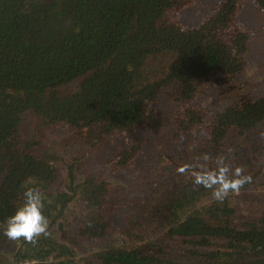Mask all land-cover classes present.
I'll return each mask as SVG.
<instances>
[{
  "label": "trees",
  "instance_id": "trees-1",
  "mask_svg": "<svg viewBox=\"0 0 264 264\" xmlns=\"http://www.w3.org/2000/svg\"><path fill=\"white\" fill-rule=\"evenodd\" d=\"M185 1L0 0V225L22 203V185L40 188L43 212L50 221V235L41 236L35 245L8 240L0 227V245L10 246L18 264H55L50 258L56 264H73L83 242L96 245L86 261L97 264H176L172 258L158 256L162 246L156 241L161 234L196 246L217 245L207 252L189 250L195 256L193 264H264V209L254 218L235 223L226 201L211 200L202 214L194 208L195 202L211 191L194 187L191 179L181 175L182 183L192 190L182 185L164 190L154 198L149 220L136 217L130 209L122 225L116 226L118 222L103 211L105 203L122 208L138 202L118 198L103 181L89 176L75 184L71 164V184L50 193L48 188L57 179L55 157L35 155L31 143L19 134L22 116L28 111L45 125L67 124L86 129L89 136L95 130L99 136L130 130L153 120L148 102L165 87L176 85L179 98L189 100L202 79L235 74L241 66L238 55L248 39L246 33L228 29L237 0H224L199 26L182 28L167 17V11ZM257 1L264 8V0ZM161 53L171 54L172 59L162 77L150 80L144 65ZM73 81L76 86L71 91L60 90ZM204 117L196 107L186 126H205ZM263 121L264 94L240 97L207 123L209 143L213 148L226 143L238 147L233 140L223 144L230 129L246 134ZM184 123L180 118L179 125ZM136 146L119 152L121 165ZM196 158L185 157L175 168L195 163ZM174 162L170 157L163 168H171ZM261 169L245 171L252 183ZM81 190L85 214L79 218L83 223L79 222L75 235L55 234L53 225L62 229L64 208Z\"/></svg>",
  "mask_w": 264,
  "mask_h": 264
},
{
  "label": "rangeland",
  "instance_id": "rangeland-1",
  "mask_svg": "<svg viewBox=\"0 0 264 264\" xmlns=\"http://www.w3.org/2000/svg\"><path fill=\"white\" fill-rule=\"evenodd\" d=\"M223 1L186 0L180 7L168 10L167 17L182 28L196 27L214 14ZM228 29L248 35L246 48L238 55L240 69L233 75L220 73L218 76L210 75L202 79L196 85L195 96L189 100L179 98L176 85L165 87L159 97L148 102V109L154 116L153 120L142 121L130 130L114 131L101 136L95 130L89 136L86 129L70 127L67 124L45 125L33 112H25L19 125L20 136L31 143V150L35 155L41 157L49 153L57 161L55 165L48 158L57 167V179L48 188L49 192L66 190L71 184L69 178L71 167L68 166L71 164L75 184L82 183V180L89 176L103 181L118 198L125 197L128 202H138L122 208L108 201L105 203L103 211L108 212L114 223L118 222L116 226H120L123 223V216L130 209L136 212V217L142 218L143 221L149 220L152 217L154 205L152 202L164 190L170 191L172 187L181 185L192 190L182 183L181 175H178L175 168L177 163L185 160V157L196 158L207 153L214 158L223 154L228 157L233 168L239 165L243 166L245 171L251 169L255 173L259 168H264V121L246 134L238 135L236 129L231 128L223 144L233 140L238 147L226 143L220 148H213L209 143L207 123L218 112L238 101L240 97L254 98L264 94V8L257 0H237ZM171 59L172 55L169 53L151 56L144 65L145 74L150 80L159 79L166 73ZM75 86L76 81H73L60 90L71 91ZM196 107L201 113L206 114L203 119L206 127L186 126L190 111H194ZM180 118L185 120L186 129L179 125ZM134 145H137L135 151L121 165L119 152ZM137 147L139 148L136 149ZM170 157L174 159V164L171 168H163L164 164H169ZM238 159L241 160L235 162ZM249 162L252 166L248 165ZM258 173L253 183L244 187L239 196L231 195L225 200L231 211L229 217L235 223L254 218L264 209V169ZM246 192L250 193L249 197L244 196ZM83 194V190L76 192L74 199L65 206L62 229L60 230L57 225L52 227L55 234L62 232L64 235L76 234L80 227L79 222L83 218L82 214H85V202L81 200L85 198ZM180 195H183V192ZM211 200L212 195L201 197L195 202L194 208L203 214V207L210 204ZM111 207L118 211L112 212ZM81 216L82 218H79ZM215 241L223 243L222 239ZM156 242L162 246L158 248V256L172 258L176 264H193L195 256L189 250L207 252L214 249L210 246H217L214 243L210 246H196L192 242H184L181 238H166L163 234ZM95 246V244L90 246L87 242L81 243L73 264H97L93 260L86 261V257L91 256L96 249ZM9 247L0 245V264H18L13 260V253ZM50 262L56 264V260L52 258Z\"/></svg>",
  "mask_w": 264,
  "mask_h": 264
},
{
  "label": "clouds",
  "instance_id": "clouds-1",
  "mask_svg": "<svg viewBox=\"0 0 264 264\" xmlns=\"http://www.w3.org/2000/svg\"><path fill=\"white\" fill-rule=\"evenodd\" d=\"M229 155L231 150L229 149ZM213 165L210 167L209 165ZM176 172L191 179L194 187L202 186L211 191L212 199L223 203L230 195L239 196L241 190L252 183L250 174L243 166L231 165L223 154L211 157L204 153L196 158L195 163H183L177 166ZM23 201L15 213L5 219L4 236L10 241L23 240L35 245L41 236L49 233V219L44 215V195L39 187L24 186Z\"/></svg>",
  "mask_w": 264,
  "mask_h": 264
},
{
  "label": "flooded vegetation",
  "instance_id": "flooded-vegetation-1",
  "mask_svg": "<svg viewBox=\"0 0 264 264\" xmlns=\"http://www.w3.org/2000/svg\"><path fill=\"white\" fill-rule=\"evenodd\" d=\"M32 262H34V261H32ZM35 263V262H34ZM19 264H21V263H19ZM22 264H31V262H24V263H22Z\"/></svg>",
  "mask_w": 264,
  "mask_h": 264
}]
</instances>
